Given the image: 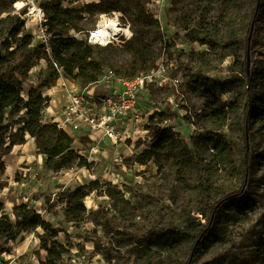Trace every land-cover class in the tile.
I'll return each instance as SVG.
<instances>
[{
	"label": "rangeland",
	"instance_id": "374dc122",
	"mask_svg": "<svg viewBox=\"0 0 264 264\" xmlns=\"http://www.w3.org/2000/svg\"><path fill=\"white\" fill-rule=\"evenodd\" d=\"M46 1L0 0V8L12 7L13 12L21 13L24 19L23 28L26 27L25 29L35 33L39 30V24L37 20H31L29 13L37 5L38 14L42 8L46 15L43 9V3ZM62 1L64 6L73 7L82 15L80 23L88 28L87 31L100 22L101 14H107L108 17L116 19L120 27L127 28L131 25L129 11L92 12L88 5L93 2L99 3L100 0ZM256 5L257 0H240L238 3L233 0H145L147 11L158 19L160 25L159 28L152 24L141 26L146 31V41L153 45L160 55L151 69L162 66L165 71L157 74L158 82L152 83L149 87L151 92L149 97L143 93L139 95V108L142 113L133 138L122 139L115 143L111 140L92 139L82 131L77 134L71 132L72 135L67 131L75 138V146L86 156L87 162L92 163L90 167H72L60 171L47 170L44 166L45 155L38 150L36 142H29V137H31L29 134H27L26 143L15 145L9 153L3 156L6 170L1 180L4 181L5 186L0 190V200L4 202L5 211L13 217L16 207L28 203L46 220L59 228L57 239L64 244L66 253L58 264H122L123 259L117 255L109 257L107 254L96 252L94 238L101 237L103 241L111 240L113 245H118L120 242H126L131 234L136 242L118 248L121 249V253L130 258L132 264L140 255L136 253V248L140 243L148 242L151 236L150 229L157 227L167 219L181 222L183 218H179L178 212L182 210L186 202L197 209L204 208L198 196L195 175L189 185L183 186L186 189L182 193L179 192L180 188L175 187V169L172 162H167L159 170L153 161L140 164L131 159L134 154L143 152L153 142L146 131V123L153 113L165 106H169L172 112L177 111L180 114L179 117L168 118L164 124L172 126L181 137L192 135L199 137L211 129L222 131L234 144L237 172L235 174L219 173L211 190L213 199L223 197L241 184L239 175L242 169L245 144H247L243 127L246 116L249 117L248 141L252 151L251 189L255 190L259 196L257 197L259 199L257 209L244 216H230V214L223 213L220 217V241L204 248L193 264H222L234 254L238 255V258L234 256L238 264L242 257L251 258L256 264H264V248L257 249L252 242L254 229H259L262 225L264 227L262 224L264 118L261 119L259 115L260 110L264 111V0L261 2L258 16L253 19L255 34L252 35L250 54L252 81L248 84L247 78L241 72H237L238 77L241 78L236 80L232 90L218 94L220 98L230 102V109L233 108L223 128L216 129L220 118L217 119L209 112H201L210 91L209 87L192 79L193 75L203 70L204 59L207 58L204 52L209 49V45L202 44L200 41L186 40L195 35L206 38L207 33L214 37L217 35L223 37L225 21L229 20L236 26L244 28L235 48L238 53L243 54L245 50L241 41L244 40L246 32L245 24L251 20L252 11ZM7 14L3 13L2 17ZM35 17L37 15L33 14L32 19ZM193 28L198 30L192 32ZM87 31L81 34L74 31L70 33L85 37ZM130 31V36L124 33L121 34V38L125 40L133 38L135 32ZM174 32H177L181 38L175 37ZM123 43L115 41L113 44L120 46ZM46 48L48 49L47 46ZM104 55L106 56V69L124 77L128 69L127 65L120 60H114L121 58L120 52L110 50L104 52ZM208 57L209 60L205 63V67L209 77L230 76L232 73L230 66L235 62L233 56H228L223 61H220L215 54ZM48 73L47 61L45 59L38 61L23 82V96H28L27 92L31 87H40ZM65 79L72 84V80L66 77ZM73 83L78 85L76 82ZM54 86L43 90L47 95H49L48 91H51L56 99L55 105L58 107L56 108L59 109L65 102V98L58 85V80ZM49 105L54 108L51 101ZM49 105L44 109L43 118L51 123V117L47 115ZM52 112L49 110V113ZM183 115H188L189 118L182 119ZM120 142L123 146L118 149ZM202 154L207 160L212 157L206 149L202 151ZM92 180L109 183L110 187L125 190L124 198L135 204L136 213L134 214L129 204L124 203L118 195L109 196L106 193L108 186L105 185L85 198L88 209L102 207L106 210L107 213L104 214L106 218H103L106 222L105 226L97 225L91 220H84L80 223L67 222L64 206L59 201L61 193L68 188L74 189L88 184ZM114 206L121 208L124 214L118 216ZM188 210L189 207H186V211ZM192 216L197 217L203 224L207 221V217L200 212L193 211ZM118 221L123 223L124 232L121 235L116 234L114 226V223ZM43 233L44 230L39 228L32 233H26L21 241L0 238V264H45L47 250L41 246L40 239ZM189 247L190 244L184 246L179 255L174 257V264H185L189 257Z\"/></svg>",
	"mask_w": 264,
	"mask_h": 264
},
{
	"label": "trees",
	"instance_id": "16d2710c",
	"mask_svg": "<svg viewBox=\"0 0 264 264\" xmlns=\"http://www.w3.org/2000/svg\"><path fill=\"white\" fill-rule=\"evenodd\" d=\"M238 3L240 0H233ZM15 2V0H13ZM262 0H257V5L252 11V18L245 25L243 54L237 52L236 44L244 30L231 21H225V34L223 37L212 36L207 33L206 38L201 35L188 37V41H200L208 44L209 49L204 52V68L192 76L195 82H202L209 87L208 96L201 108V112H209L220 121L216 129L226 125L230 109V102L218 96L219 93H226L235 85L241 72L247 78L248 84L252 81L251 71L247 72V56L251 54V43L248 44V36L253 19L258 16ZM43 9L47 15V32L51 34L49 50L44 44H33L34 32L23 28L24 19L21 13L13 12L14 9L0 8V190L5 183L1 176L5 173L6 164L3 156L9 153L15 145L27 142V134L35 138L38 150L45 155L44 166L50 171H60L72 167H90L92 163L87 162L86 156L75 146V138L66 130L58 127L55 122H48L43 118V112L49 105L51 97L45 94L44 88H51L62 76L76 82L81 87L95 84L106 71V56L104 52L116 50L120 52L121 58L114 59L124 62L127 65L125 76L134 78L141 73L148 71L154 66L160 56L155 47L148 43L146 31L142 25H155L160 27L158 19L150 14L145 7V0H100L88 5L92 12L110 13L115 11H129L131 14L130 28L135 36L125 40L122 45L109 43L107 45L94 44L87 41L83 36L71 34V31L79 34L87 31V27L80 23L82 15L73 7L63 5L62 0H47L43 3ZM8 13L3 16V13ZM196 32L198 29H191ZM218 30V29H217ZM217 33V31H216ZM255 34V30L253 31ZM174 36L181 38L177 32ZM191 36V35H188ZM217 55L220 61L228 56H233L234 63L230 66L232 72L229 77L207 75L205 63L209 55ZM251 56V55H250ZM45 59L48 63V75L42 80L40 87H31L27 97L23 96V82L29 76V71ZM23 61H26L23 63ZM56 62L61 71L54 65ZM251 62V59H250ZM129 64V65H128ZM251 68V63H250ZM151 94V92H150ZM155 107H157L155 105ZM179 113L172 112L169 106L156 111L148 118L146 130L153 139L150 146L143 152L134 154L131 159L140 164H147L153 161L159 170L167 162H172L175 169V187L184 192V185H189L195 175L196 188L200 197L203 209L193 207L189 202L184 204L178 212L181 222L164 220L157 227L150 229L148 242L140 243L136 253L140 254L132 264H174V257L179 255L182 248L190 244L189 257L185 264H193L198 254L208 246L220 241L221 226L220 217L223 213L230 216H244L255 212L258 206L257 192L251 189L252 151L245 144L244 156L242 159L241 184L237 189L226 193L223 197L213 199L211 190L219 173L231 172L235 174L237 164L234 157V144L222 131L207 130L199 137H181L172 126L165 125L170 117H179ZM261 119L264 118V111L260 110ZM183 115L182 119H188ZM249 117L244 122V138L247 143L249 134ZM206 149L212 155L207 160L202 151ZM107 185L106 193L109 196L121 197L124 203L129 204L131 211L135 214V204L125 199V190L117 187H110L109 183H100L99 180H92L88 184L80 185L74 189H66L61 193L59 201L64 206V213L67 222L80 223L84 220H91L97 225L105 226L103 218L106 210L102 207L88 209L85 198L95 190ZM256 196V197H255ZM254 198V199H253ZM186 207L189 210L186 211ZM118 216L124 214L123 210L114 206ZM197 211L207 217L205 224L192 212ZM264 224V211L262 217ZM116 234L124 232L123 223L115 222ZM39 228L44 230L40 236L41 246L47 250L45 264H58L66 253L64 244L57 239L60 229L55 227L51 221L46 220L40 212L24 203L16 207L13 217L6 211L4 202L0 200V238L9 241H21L26 233H32ZM107 230V229H105ZM147 234H145L146 236ZM95 251L117 255L123 259L122 264H131L130 258L121 253L118 247L131 245L136 242L133 235L118 245L112 241H103L101 237H95ZM252 242L257 249L264 248V227L254 229ZM234 256L230 255L228 261L222 264H238ZM238 258V257H237ZM220 264V263H214ZM239 264H256L251 258L242 257Z\"/></svg>",
	"mask_w": 264,
	"mask_h": 264
},
{
	"label": "built area",
	"instance_id": "2783aa9c",
	"mask_svg": "<svg viewBox=\"0 0 264 264\" xmlns=\"http://www.w3.org/2000/svg\"><path fill=\"white\" fill-rule=\"evenodd\" d=\"M36 12L37 17L35 19L31 17V20H37L39 30L34 33L33 44H44L49 49L51 34L47 32L48 19L42 8H40V14H38L39 9ZM103 16L107 14H101V20ZM129 28L130 26H127V29ZM110 31L113 33L104 37L99 22L87 31L85 38L90 43L100 45L115 41L125 42V39L121 38L123 32L114 35V30ZM53 65L61 71L56 62H53ZM157 69L150 68L134 78L119 76L112 70L106 69L104 75L95 83V85L107 86L106 93L92 91L89 89L91 85L80 87L73 82L71 84L61 75L58 85L61 87L65 102L52 113H49L47 107V115L49 114L51 122L57 123L58 127L74 134L82 131L92 139L100 141L109 139L116 143L122 139L133 138L131 133L139 124L142 113L139 108V95L143 93L149 97V87L152 83L158 82L157 74L165 71L162 66Z\"/></svg>",
	"mask_w": 264,
	"mask_h": 264
},
{
	"label": "bare ground",
	"instance_id": "6f19581e",
	"mask_svg": "<svg viewBox=\"0 0 264 264\" xmlns=\"http://www.w3.org/2000/svg\"><path fill=\"white\" fill-rule=\"evenodd\" d=\"M36 10H37V5L34 6L33 9L30 11L29 16L32 17V15L36 13ZM100 24H101V32L104 37L107 36L109 33H113L112 31H110L111 29L114 30V35L120 34L121 32L125 33L128 36L131 35V31L129 29L125 28L124 30H122V28L119 25H117L116 19L110 18L108 17V15L103 16L102 20L100 21Z\"/></svg>",
	"mask_w": 264,
	"mask_h": 264
},
{
	"label": "crops",
	"instance_id": "0c3cea01",
	"mask_svg": "<svg viewBox=\"0 0 264 264\" xmlns=\"http://www.w3.org/2000/svg\"><path fill=\"white\" fill-rule=\"evenodd\" d=\"M65 78V77H64ZM55 87V86H54ZM53 90H54V88H52ZM89 89H91L92 91L93 90H95V91H97V92H100V93H106V92H108V87L107 86H103V85H100V84H98V85H91L90 87H89ZM58 94H60L59 92H57ZM48 94H49V96L51 97V103H53V106H54V108H55V110H54V108H52V106L51 105H49V107H48V109L51 111H56L57 110V106L55 105L56 104V102H55V98L52 96V93H51V91H48ZM61 99V98H60ZM59 101H61V100H59ZM57 107V108H56ZM160 110V109H159ZM138 126V125H137ZM138 127H134L133 128V132L131 133V134H133L134 135V133H135V130L137 129ZM70 134H71V132H70ZM86 134V133H85ZM72 135V134H71ZM30 138V141L29 142H34L35 143V138H33V137H29ZM28 140V139H27ZM107 140H109V139H107ZM106 141V140H105ZM20 145H22V144H20ZM17 146V145H16ZM123 146V143L122 142H120L119 144H118V149H120L121 147Z\"/></svg>",
	"mask_w": 264,
	"mask_h": 264
},
{
	"label": "water",
	"instance_id": "95a60500",
	"mask_svg": "<svg viewBox=\"0 0 264 264\" xmlns=\"http://www.w3.org/2000/svg\"><path fill=\"white\" fill-rule=\"evenodd\" d=\"M253 31H254V23L252 22V25L250 27V32H249V36H248V44L250 45V42L252 40V35H253ZM250 54L248 52V56H247V72H250ZM247 148H249V141H248V136H247Z\"/></svg>",
	"mask_w": 264,
	"mask_h": 264
}]
</instances>
